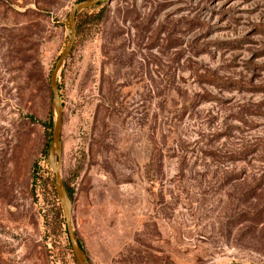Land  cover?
<instances>
[{"label":"rangeland","instance_id":"rangeland-1","mask_svg":"<svg viewBox=\"0 0 264 264\" xmlns=\"http://www.w3.org/2000/svg\"><path fill=\"white\" fill-rule=\"evenodd\" d=\"M77 1L0 0V264H77L44 124ZM100 10L58 77L90 264H264V0Z\"/></svg>","mask_w":264,"mask_h":264},{"label":"water","instance_id":"water-1","mask_svg":"<svg viewBox=\"0 0 264 264\" xmlns=\"http://www.w3.org/2000/svg\"><path fill=\"white\" fill-rule=\"evenodd\" d=\"M104 0H79L71 7L67 18L66 25L68 27V36L65 41L64 47L61 50L54 66L50 72L49 87L51 92V102L53 107V118L51 125V137L48 146L47 161L53 172L54 188L57 199L62 209V215L66 227L68 240L71 246L72 253L77 264H90L89 258L79 243L77 233L74 229L72 222V200L70 199L66 190L61 167H62V142H61V129H62V111L63 103L60 99L58 77L61 69L70 55L77 31H76V15L78 12L97 6ZM224 264H252L246 262H231Z\"/></svg>","mask_w":264,"mask_h":264},{"label":"trees","instance_id":"trees-1","mask_svg":"<svg viewBox=\"0 0 264 264\" xmlns=\"http://www.w3.org/2000/svg\"><path fill=\"white\" fill-rule=\"evenodd\" d=\"M101 3H99L98 5H100ZM101 11L102 10L95 12V13H92V12L89 13V12H87V9H86V10H82V11L78 12L76 15V31H77V34H79L81 31H83L84 27L87 25L89 20H91V19L97 20L101 16V14H100ZM79 15H82L80 19H79ZM44 124H45V127L47 129H49L51 126L50 122H46ZM47 179H48V183L50 184V190H51L52 194L54 195V197L56 198L53 182L51 179H49V177ZM63 180H64L66 190L68 192V195H69L70 199L72 200V193H73L72 188H71L69 182H67L65 179H63ZM59 213H60V211H59ZM79 243L82 246V248L85 250L83 243L80 239H79Z\"/></svg>","mask_w":264,"mask_h":264}]
</instances>
